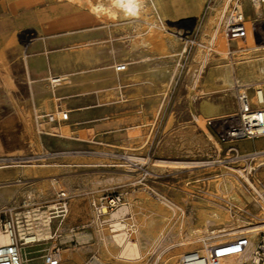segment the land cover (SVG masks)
Wrapping results in <instances>:
<instances>
[{
	"label": "rangeland",
	"instance_id": "374dc122",
	"mask_svg": "<svg viewBox=\"0 0 264 264\" xmlns=\"http://www.w3.org/2000/svg\"><path fill=\"white\" fill-rule=\"evenodd\" d=\"M249 2L252 3L251 0ZM9 3L10 0H0V162L10 163L11 158L19 161L17 165L5 168L9 171L26 169L21 166L24 163H57L59 167H49L53 170L51 172L63 174L51 175L47 179L57 177L70 193L64 221L61 222L60 217L54 218L50 226L46 227L54 238L33 246L25 244L24 264H43L44 255L53 248L61 250L64 258L62 264H67L64 252L67 249L78 251L82 259L80 264H163V258L169 250L182 247L178 243L187 238V226L195 221L196 206L193 199L211 198L227 205L225 207L232 210L233 219L241 216L242 220L258 219L254 216L260 212L258 209L252 210V206L244 208L232 196L236 195L238 185H242L241 188L247 194L255 192L254 196H258L256 189L244 180L239 170L249 172L255 186L261 185L257 189L264 194V165L257 169L248 168L256 164L257 158L253 154L260 150L251 152L252 148L249 150L246 145L247 142L264 137L231 139L226 136V130L236 125L233 118L237 116L233 114L239 111L238 98L233 89L224 90L221 80L214 75L217 66L230 65L228 58L218 60L221 55L215 52L218 45L210 44L213 28L208 25V18L215 16L217 9L224 3L228 4L225 13L228 17L236 0H205L198 17L192 13L169 16L165 22L179 30L182 36L187 35L186 49L183 50L180 43L170 48L171 54L168 56L153 55V65L159 69L153 83L129 84L122 88L106 85L105 90L100 92H112L107 97V120L110 122L107 133L91 131L89 135L81 127L85 126V119L77 115V108L93 104L98 93L95 90L76 96L73 95L74 91L69 90L66 96L59 93L71 112L70 120L61 121V114L55 112L52 116L57 121L50 122L52 111L48 112V103L44 98H34L32 94L34 82L32 84L28 78L29 72L22 57L25 48L36 53L50 52L49 55L59 56L77 50L79 44L93 38L100 53V61L85 67L87 70L106 66L114 69V65L119 62L128 63V69L134 70L141 54H144L132 47L136 31L123 23L98 22L78 12L69 16L51 13L41 18L47 24L48 20L63 17L62 25L66 29L51 24L38 32L37 19L39 22L41 20L38 17L36 19L33 12L24 24L12 29L14 14L8 12ZM260 9L264 12V4H261ZM248 17L259 19L255 23V40L264 44V15L252 11ZM82 18L80 25L73 26ZM35 47L42 50L34 51ZM207 48L210 54L207 56L208 62H205ZM83 68L71 64L55 68V71L50 69L49 72V66L36 67L33 80L38 86L45 82L51 84L48 81L50 75L57 76L61 72ZM253 93V88L248 89L249 95ZM78 98H83V103L76 102ZM104 98L101 97V100L105 101ZM38 108H41V112ZM38 115L58 129L50 131L49 126L43 128L38 125ZM197 118L206 120L204 126ZM40 144L45 152L43 156L39 154ZM259 145H264V142L254 144ZM248 151L251 154H247ZM43 157L45 160L41 159ZM161 161L183 163L163 164ZM133 162H137L140 167L134 169ZM131 167L132 171L129 170ZM36 176L24 175L22 171L10 173L4 178L0 184V210L10 205L22 206L24 202L32 208L39 207L40 211L52 208L56 203L55 189L47 180V191H41L39 186L46 178ZM134 183H137L136 187ZM216 188L220 189L219 195L213 196L211 193L218 194ZM121 194L124 199L112 206L111 199ZM239 196L242 198L243 195ZM162 200L178 203L185 213L193 214V218L186 220L188 222H185L183 230L179 229L177 217L165 222L162 228L153 232L148 230L144 221L150 212L149 204ZM96 205L105 206L106 212L99 213ZM119 209L120 212L115 215ZM220 226L222 224L217 225ZM113 233L121 234L124 241L121 244L114 241L109 243L107 237ZM258 235L256 242L264 235V231ZM194 238L200 240L194 244L193 250H204L210 247L216 237L204 230L202 235L195 234ZM128 240L139 244L141 252L135 260H129L122 254ZM177 264H181V258Z\"/></svg>",
	"mask_w": 264,
	"mask_h": 264
},
{
	"label": "bare ground",
	"instance_id": "6f19581e",
	"mask_svg": "<svg viewBox=\"0 0 264 264\" xmlns=\"http://www.w3.org/2000/svg\"><path fill=\"white\" fill-rule=\"evenodd\" d=\"M204 1L205 0H199L201 7L204 5ZM251 1H252L251 4L249 0H244L243 3L241 4L237 3L238 1H236L235 3L236 6H238V14L243 16V21L245 25V31L240 37L230 38L227 35L226 27H227L228 17H226L225 15L228 9L227 3H224L222 7L220 6V8L217 9L215 16L208 18L209 20L208 25H211V27L213 28L210 44L213 43L214 46L218 45V47H215V52L217 51L221 55V58L217 57L218 60L228 58L229 65H230V67H228L227 65L221 66V67L217 66V69L215 68L214 75L217 76V78L221 80V83L224 86L223 87L224 90L233 89L236 95H238L239 91L246 92V89L253 88L256 85L264 87V44L257 43L255 40V34H254L255 23L258 22L259 19L254 20L248 17L252 11H254L257 15H264V12L260 9V6H261L260 0H256L255 3H254V0H251ZM141 4H142V10L140 14L138 16H132V15H126L120 8L116 7L115 4L113 3V0H10V3L8 5L9 6L8 12L14 14V17L11 21V25L13 27L12 29L18 28L22 24H24L29 18V16L32 14V12L35 14L36 17L40 18L41 20V22H39V25H38V30H37L38 32H42L46 29V24L42 21L41 19L42 17H45L51 13H56V14L63 13L69 16L70 14L72 15L73 13L78 12V13L83 14L85 18L90 17L93 20L98 21V22L99 21L111 22L113 24L123 23V24H126L132 27L136 31V36L132 40V47L135 50H141L142 52H144V54H141L140 60L137 61V63L135 64L134 70L132 68L128 69L127 67L126 71L118 72L116 71L117 64L114 65L115 67L114 69H109L107 66L106 67H96V68H92L89 70L85 68L88 66L96 65L100 61V53H99L98 47L95 45L96 42L93 40V38H89L85 40V42L79 44L77 46V50L67 51L64 53L62 52L63 54L60 53L61 55L59 56L49 55L50 52H46V54H42L41 52L36 53V52H33L32 49L25 48L24 56L22 57H24L23 63L25 64V67H27V70L29 72L28 78L31 80L32 84L34 82V84L32 85V94L34 98L36 99L38 98L45 99L46 103H48V106H49L48 112L52 111L50 115H53L55 112H59L62 118V116H64L66 112H70V110L66 108L64 100L62 99L61 96L68 95L69 91L70 92L74 91V89L77 86L81 87L82 89H89L91 87H94L97 89V91L100 92L102 90H105L106 85H110V84H112V87L118 86L122 88L123 85H129V84H139V83H145V82L153 83V81L155 80L157 71L159 70L158 66L153 65V61H154L153 55L158 54L160 57L168 56L171 54L170 48L176 45H179L180 43L182 44V49L183 50L186 49L187 46L185 47V44L188 39L187 35L182 36V33L179 32V30L174 29L173 26L165 22L169 16L178 15L176 12L175 6L173 4V0H141ZM199 15L200 14H196L195 16L198 17ZM68 27L71 28L72 25L70 26L68 25ZM205 46L207 47V45ZM232 46H234V48H232ZM209 54L210 53L208 49L207 55L205 54L204 56L205 62H208L207 56ZM49 62L50 64L53 63L55 68H60L63 65H71V64L81 65L84 68L82 70L74 69L72 71L61 72V73H58L57 76L50 75L48 77V81L50 80L51 84H49L48 82H45L41 84V86H38L37 82L33 80V71L36 67H43L45 64H48ZM203 66L204 64L202 65V67ZM26 76H27V72H26ZM58 79L60 80L59 82L57 81ZM53 81L55 82V84L53 83ZM59 93L61 94V96ZM111 95H112L111 91H107V93H104L105 98H107L108 96L110 97ZM251 99L254 100L253 96ZM58 100H61L60 104L58 103ZM37 110L40 111L41 108H38ZM235 115L236 114L234 113L233 116ZM69 117H70V113H69ZM197 120L200 122L201 125L204 126V123L206 121L204 118H197ZM233 120L236 123H238L237 117H234ZM38 123H39L38 125L42 126L43 128L46 125L49 126L50 131H55L56 129H58L57 126L50 124L46 120H43L41 115H38ZM257 125H258L257 130L260 132H263L264 131V112H262V114L258 116ZM91 128L93 129V127ZM88 131L89 130H86L87 133ZM90 132L91 131H89V133ZM132 133L135 134V132H132ZM50 134H53V132H51ZM56 134H58V132ZM209 135L211 134L209 133ZM41 146L42 145L40 144L41 152L39 154L43 156L45 152L42 151ZM248 154H251V153H248ZM244 155L246 156L247 154H244ZM253 155H254V158H257L256 160L257 162L256 164L254 163L255 164L254 166H251L248 168L257 169L258 167L263 166L264 165V150H260L259 153H255ZM41 159L45 160L44 157ZM17 162L19 161H15V158H11L10 163L0 162V169H1L0 170V184L2 183L4 178L10 175V173H17V172L22 173L23 171L24 175L36 174L37 175L36 178L45 177L46 179L42 182V185H40L39 188L41 191L46 192L47 187H48L47 180H49L50 183L53 184L52 183L53 180L47 179V178L51 175L63 174V173H60L59 171L51 172L53 170L50 169L49 167H53V166L59 167L60 165H58L57 163H53V164L24 163L23 165H21L23 167H26V169L24 170L9 171L5 169L13 165H17ZM161 162L163 164L183 163V162H176V161H161ZM129 170L132 171L133 168L131 167ZM239 171L244 176L245 178L244 180H246L249 184H251L256 189L257 191L256 193H258V196L257 197L254 196L255 192L254 193L252 192L251 195H249V192L247 191L248 192L247 194L241 188L242 185L241 187L238 185L237 187L238 189L235 187V191L236 189L238 191L237 193H235L236 195L233 194L232 197L234 199H237L240 202V204L243 205L244 208H247L248 206L250 207L252 206V210L256 208L255 210L257 211L258 209L260 212L258 214L256 213L257 215H254L258 219L253 220V221L251 219L249 221L242 220L241 219L242 216L238 217L237 219H233L232 212H231L232 210L230 211L229 208L225 207L227 205L224 206L221 203L211 198H205L203 200L193 199V202H194L193 204L194 206H196L195 221H193L192 225L187 226V233H186L187 238H184L183 240H181L180 243H178L182 245V247L181 248L177 247L173 250H169L166 253L165 257L163 258V264H177L179 258L182 259L186 253H190L194 251L195 252L198 251L201 254H207L209 252L208 249L203 248L204 250H198L197 248V250H193L194 244H196L198 240H200L199 238L198 239L194 238V235L199 234V233H201L202 235V232L204 230L212 232V234L216 237L214 241L212 240L213 242L211 241L210 246H213V247H217L222 244L231 242L232 240L240 236V234L242 235L243 232H245L246 234H250L252 238L251 243L246 248L245 252L227 257L224 260V264H243L245 260L249 258L252 250L254 249L256 245V240H257V237L259 236L258 234L261 231H264V194L259 189H257V188H260L261 185L260 187L255 186V184L251 180V177L248 174L249 172L246 173L243 170H239ZM127 176H130V175H127ZM65 178H68V177H64V179ZM213 189L215 188L213 187ZM215 191L218 192V194L217 193L216 194L211 193V194L213 196H218L220 189L216 188ZM239 194L243 195L242 198L239 196ZM149 205H150V208H149L150 212L148 216H145L147 217V219L145 218L146 221H144L146 222V225L149 231H152V230L154 231L155 229L159 227L162 228L165 222H168L174 219L175 217L178 218L179 229L183 230L185 222H188L186 220H188V218L194 217L193 214L185 213L184 208L178 203L173 204V203L162 200L158 203H150ZM119 212H120V209L117 211V213H115V215L118 214ZM219 224H222V226L217 227V225ZM210 226H212V228H210ZM228 226H231V227L227 228ZM113 235H110V234L108 235L107 241L109 243H111V241L112 242L114 241L116 242V244L117 243L121 244L124 241L121 234L117 233L114 236ZM227 237H233V238L224 240ZM26 238L28 239L27 242H29V246H33L39 242L48 241L51 238H54V236L52 235V232H50V229L48 230L46 227H40V228L33 229ZM8 241L9 239L6 235L1 236L2 243H8ZM204 241L205 240H203L202 242ZM138 245L139 244H137L135 241L128 240L127 243L125 244L122 254L126 256V258H128L129 260H135L139 256V253L141 252V251L139 252ZM80 250L82 251V249ZM64 252H65V259L67 260V264H80V261L82 259H80V255L78 251L74 252L73 249H67ZM23 259H24V256H23ZM123 264H130V263H123ZM181 264H184V263H181Z\"/></svg>",
	"mask_w": 264,
	"mask_h": 264
},
{
	"label": "built area",
	"instance_id": "2783aa9c",
	"mask_svg": "<svg viewBox=\"0 0 264 264\" xmlns=\"http://www.w3.org/2000/svg\"><path fill=\"white\" fill-rule=\"evenodd\" d=\"M260 3L264 4V0H260ZM226 31L230 38L240 37L245 31L243 16L238 14V6L236 4H234V9L228 16ZM126 70V63H117L116 71L124 72ZM57 81L59 82L60 80L58 79ZM53 83L55 84L54 81ZM248 89H246V92H238L239 111L236 113L238 123L226 130L225 134L228 138L254 139L264 137V131L260 132L257 130L258 116L264 112V87L254 86V93L252 95L248 94ZM252 96L254 100L251 99ZM68 118L69 112H66L61 120H67ZM50 119L51 121H57L52 116ZM133 167L134 169H138L140 166L137 162H133ZM52 180L56 193V203L49 210L40 211L39 207L32 208L26 202L22 206L10 205L0 210V264H24L23 247L29 243L26 237L31 231L35 228L50 226L54 218L60 217L61 222L64 221L68 213L70 193L62 186L60 179L54 177ZM136 184L134 183L133 185L135 186ZM121 199H124L122 194L119 197H113L111 205L115 206ZM104 207L103 205H96L99 213L106 212L107 204L106 208ZM3 235L8 237V243L1 242V236ZM251 239L250 234H242L226 244L217 247L210 246L207 254L199 252L186 253L181 259V263L224 264V260L227 257L244 253L250 245ZM62 263V252L59 248H53L44 255L43 264ZM243 264H264V235L258 239L251 255Z\"/></svg>",
	"mask_w": 264,
	"mask_h": 264
},
{
	"label": "crops",
	"instance_id": "0c3cea01",
	"mask_svg": "<svg viewBox=\"0 0 264 264\" xmlns=\"http://www.w3.org/2000/svg\"><path fill=\"white\" fill-rule=\"evenodd\" d=\"M173 4L175 6V9H176V12L178 15L179 14H191L192 13V15L195 16L196 14L201 13V8L203 7V6L202 7L200 6L199 0H173ZM36 19H37V17H36ZM62 19H63V17L48 20L47 24H46V28L48 25L54 24L57 27H63L66 29V27H64L62 25ZM37 21L39 24L38 19H37ZM82 22H83V18L79 23H76L73 26L80 25ZM37 50H42V49H38L37 47H35L34 51H37ZM44 66H49V72H50V69L55 71V66L53 63L50 64V62H49L48 64H45ZM92 90H95L98 93V97L95 98V102L91 105H86V106H82V107L77 108L79 110L77 115L85 119V121H84L85 126H81V127L85 128L86 134H87L86 130L92 131L93 133H96L99 131H105L107 133V125L110 124V122H109V120H107V100H106L107 98H104L105 101L101 100V97H105L104 93L97 91V89L94 87H91L89 89H82L81 87L77 86L74 89L73 95L76 96V95H80V94H87V93H90ZM75 101L78 103H83V98L75 99ZM69 113H71V112H69ZM51 116L52 115H50V117ZM70 116H71V114H70ZM54 118H56V117H54ZM67 120H70V117ZM67 120H61V121H67ZM49 121L55 122V121H51V119H49ZM91 127H93V129ZM89 131H88V133H89ZM258 142H264V138H262V139L259 138L257 140H253L251 142L252 144L250 142H247L246 143V145L248 146L247 148L249 150L252 148L251 152L252 151L257 152L259 150H264V145L254 146V144L258 143ZM249 152L250 151H248V153Z\"/></svg>",
	"mask_w": 264,
	"mask_h": 264
},
{
	"label": "clouds",
	"instance_id": "9594fccd",
	"mask_svg": "<svg viewBox=\"0 0 264 264\" xmlns=\"http://www.w3.org/2000/svg\"><path fill=\"white\" fill-rule=\"evenodd\" d=\"M113 3L126 15L138 16L142 10L141 0H113Z\"/></svg>",
	"mask_w": 264,
	"mask_h": 264
}]
</instances>
